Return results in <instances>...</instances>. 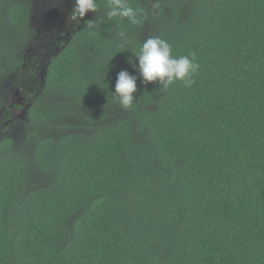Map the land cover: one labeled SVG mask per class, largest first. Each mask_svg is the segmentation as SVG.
Returning <instances> with one entry per match:
<instances>
[{
	"label": "trees",
	"instance_id": "obj_1",
	"mask_svg": "<svg viewBox=\"0 0 264 264\" xmlns=\"http://www.w3.org/2000/svg\"><path fill=\"white\" fill-rule=\"evenodd\" d=\"M30 1L0 0V86L37 79ZM99 4L44 62L26 143L0 142V264H264V0H159L135 26ZM149 36L195 53L190 87L142 83Z\"/></svg>",
	"mask_w": 264,
	"mask_h": 264
},
{
	"label": "clouds",
	"instance_id": "obj_2",
	"mask_svg": "<svg viewBox=\"0 0 264 264\" xmlns=\"http://www.w3.org/2000/svg\"><path fill=\"white\" fill-rule=\"evenodd\" d=\"M158 7L159 0H147V6L140 8H134L130 0H106L105 16L109 20L113 18L127 20L130 25L135 26L141 23L142 16L146 18L148 11ZM99 9V0H73L72 10L67 19L77 26L86 21L88 28H95L98 26L95 20L84 18L87 13H98ZM118 35L126 37L124 31H120ZM133 57L142 83L159 82L164 89L176 81H181L185 87H190L194 83L192 77L200 67L196 62L195 53L174 57L171 45L159 36H149L144 39L138 45V50L133 52ZM128 63H132L131 58ZM136 82L137 76L127 70H120L116 74L113 99L123 109L134 107V102L137 100Z\"/></svg>",
	"mask_w": 264,
	"mask_h": 264
},
{
	"label": "flooded vegetation",
	"instance_id": "obj_3",
	"mask_svg": "<svg viewBox=\"0 0 264 264\" xmlns=\"http://www.w3.org/2000/svg\"><path fill=\"white\" fill-rule=\"evenodd\" d=\"M56 3L58 4V6L56 4L57 7L55 6L56 8H54L55 14H46L47 17H42L40 20L35 19L34 21H32L37 27V31L35 32V34H33L32 37L40 38L42 41L36 39L40 41V46L38 48H34V50H30V56H32V54H35L37 57H39L41 54H43L44 57L46 54H48V56H46L50 57L56 54L57 51L62 50L65 47L66 43H62L61 39L69 40L71 36L73 39L77 31L80 30L82 25H84L86 22H81V24L77 26L67 19L68 15L71 12L70 6L73 5V0H57ZM45 4L53 6L55 4V0H47L45 1ZM31 6H34V4H30V7ZM58 7L61 14L58 12ZM95 14L96 13L91 12L87 13L84 19H94ZM53 42H56L54 44L55 49H53L54 46H51ZM42 48H45V50L40 51V49ZM43 60L39 61L38 59H36L31 64H29L31 69L37 73L36 80H29L27 76L23 78V76L20 75V81L15 82V77H13L14 83L11 86L9 85V88H11V92H13V95L17 93V97L16 99H13V97H8L9 101L8 103L7 101L5 102L6 106H3L4 108L0 113V119H2L3 123V125L0 126V142L7 137L5 135V132L7 130H10L14 124L27 121L26 109L29 108L32 104V102L30 101V97H27V95L37 90L38 84L41 82L42 75L45 71ZM26 64L27 63L24 62L23 67H25ZM9 84H11V81H9Z\"/></svg>",
	"mask_w": 264,
	"mask_h": 264
},
{
	"label": "rangeland",
	"instance_id": "obj_4",
	"mask_svg": "<svg viewBox=\"0 0 264 264\" xmlns=\"http://www.w3.org/2000/svg\"><path fill=\"white\" fill-rule=\"evenodd\" d=\"M45 1H47V0H31L30 1V4L33 3L34 6H31L30 7L31 12H30V16H29V19H28V23L29 24H28L27 33L29 32V33L35 34V32L37 31V27H36V25H34V23L32 21H34L35 19L40 20L42 17H47L46 14H55L54 8H56L58 6V4L56 3L57 0H55V4L53 6L46 5L45 4ZM56 4H57V6H56ZM71 10H72V5L70 6V11ZM33 11H34V13H33ZM58 12L60 13L59 7H58ZM71 37H70V39H71ZM36 39H39L40 41H42L40 38L34 37V38H32V41L33 42L29 43V41L31 39H28V42L25 43V45H27L28 43L30 44L27 47L23 48V50H22L23 51V54L25 56V59L26 60H34L33 58L36 57V58H38L39 61L44 59L43 62H46V60L49 58V57H47L48 54H46L47 56L45 55L44 57H43V54H41L39 57H37L35 54H32V56H30V54H31V53H29L30 50H34V48H38L40 46V41L39 40H36ZM70 39L69 40H67V39H61V42L62 43L63 42L66 43L65 44V46H66L69 43ZM55 43L56 42H53L51 46H54ZM53 49H55V46H54ZM42 50L44 51L45 48L40 49V51H42ZM60 51L61 50L57 51L56 54H58ZM25 67H23V68H25ZM25 71H28V70L26 69ZM9 79H10V81L13 80V76L10 75L8 77V79H4V81L1 82L2 84L0 86V90H1V93H2V96H3V99L1 100V103H0V113L3 110V108H4L3 106H6V103L5 102L7 101V103H8V101H9V98L7 96L13 97V99H16V97H17V95H15V94L13 95V92H9L8 93L7 88L10 85L9 82H8ZM41 82H40V84H41ZM2 86H3V89L4 90L2 89ZM26 86H28V85H26ZM44 87L45 86L43 85L42 89ZM37 90H38V87H37ZM37 90L31 92V94H34L35 96L36 95H40L41 92L39 90L38 91ZM27 129H28L27 122L16 123V124L13 125V127L10 130H7L5 132V135L7 137H10V138L14 139L15 144H18L20 146V145L26 143V141H27V137H26ZM27 146H30V145L28 144Z\"/></svg>",
	"mask_w": 264,
	"mask_h": 264
},
{
	"label": "water",
	"instance_id": "obj_5",
	"mask_svg": "<svg viewBox=\"0 0 264 264\" xmlns=\"http://www.w3.org/2000/svg\"><path fill=\"white\" fill-rule=\"evenodd\" d=\"M44 76H45V71H44V73H43V75H42V78H41V81H42V82H41V85H42V86L45 85L44 82H43V80H44ZM15 95H17V93H16ZM18 100H19V99H18ZM18 100H17V101H18ZM17 104H18V102H17Z\"/></svg>",
	"mask_w": 264,
	"mask_h": 264
}]
</instances>
